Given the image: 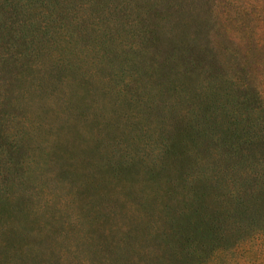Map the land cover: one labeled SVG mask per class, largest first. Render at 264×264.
Returning a JSON list of instances; mask_svg holds the SVG:
<instances>
[{"label": "rangeland", "instance_id": "obj_1", "mask_svg": "<svg viewBox=\"0 0 264 264\" xmlns=\"http://www.w3.org/2000/svg\"><path fill=\"white\" fill-rule=\"evenodd\" d=\"M9 1L36 47L0 44V264H201L263 229L264 0Z\"/></svg>", "mask_w": 264, "mask_h": 264}, {"label": "trees", "instance_id": "obj_2", "mask_svg": "<svg viewBox=\"0 0 264 264\" xmlns=\"http://www.w3.org/2000/svg\"><path fill=\"white\" fill-rule=\"evenodd\" d=\"M2 2L3 4L0 3V14L2 15L4 13L5 15H7L6 12H10L12 14H15L16 18H13L11 21H9L10 16L5 19L0 18V33H4L0 34V44H3L2 42H6L7 55H9L10 52L9 58H11L8 62L11 61L12 64H17L20 60H22V58L26 57L27 59H29L35 54L36 46L33 45H29L28 49H25L22 52H13L16 49L18 43H20L21 41H24L27 44H29L30 41V34L28 30H26V26H28L30 22L26 20V16H23L25 15V9L27 8V6H24L23 1L10 2L9 0H4ZM42 5V8L46 10L45 14H50V16L52 17V14H54L53 11L56 8L55 1L46 4L43 3ZM30 6L31 4L28 5V8ZM11 17H13V15H11ZM51 19L57 21L54 17H52ZM157 41L158 36H153L151 45L156 44ZM1 60L2 58L0 57V61ZM14 66L16 68L19 67L16 65ZM255 98L257 99V101L260 100V96L258 94ZM246 129V131L248 132H250L251 130L254 131V124ZM13 135L14 133H9V131H7L6 135L0 134V147L9 149L18 146V135L16 137H13ZM238 152L239 154H241L242 148H239ZM262 169L264 170V163L262 165ZM262 228V230L256 232L249 240H247L246 238L237 239L233 246H231L233 248H229L228 245H221L222 247L213 246L212 248H210L212 246L211 244L202 242L201 252H210V255L205 259H202L201 264H215L214 262L217 263L221 261L223 257L230 256L234 253L236 256L234 258V262L228 264H264V227ZM211 257L212 259L209 260Z\"/></svg>", "mask_w": 264, "mask_h": 264}]
</instances>
